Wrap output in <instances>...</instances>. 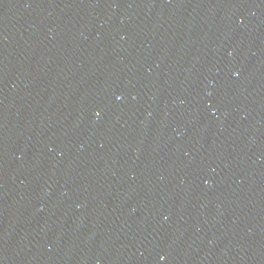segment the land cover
<instances>
[{"label": "water", "instance_id": "1", "mask_svg": "<svg viewBox=\"0 0 264 264\" xmlns=\"http://www.w3.org/2000/svg\"><path fill=\"white\" fill-rule=\"evenodd\" d=\"M0 264H264V0H0Z\"/></svg>", "mask_w": 264, "mask_h": 264}]
</instances>
